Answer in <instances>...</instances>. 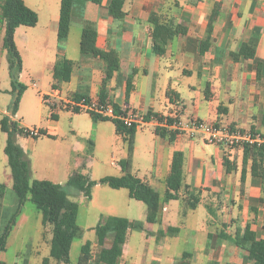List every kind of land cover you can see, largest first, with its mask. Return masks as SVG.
<instances>
[{"label": "crops", "instance_id": "0c3cea01", "mask_svg": "<svg viewBox=\"0 0 264 264\" xmlns=\"http://www.w3.org/2000/svg\"><path fill=\"white\" fill-rule=\"evenodd\" d=\"M22 1L36 12L38 22L34 27L20 26L14 33L22 61L19 82L33 72L31 59L39 60L49 74L46 89L39 91V110L48 105L45 95L55 94L59 106L51 108L48 105L51 111H55L51 112L52 118H58L60 110L70 111L59 102L84 96L100 101L105 63L98 57L80 53L79 43L86 29L96 34L98 49L113 52L117 57V68L103 92L104 102L119 109L126 107L142 114L149 113L163 120L168 118L185 124L197 119L264 134V0H126L123 9L127 16L121 21L107 15L105 8L110 0H102V5L90 0H74L68 38L62 43L57 40L60 0ZM216 4L219 7L212 24L210 47L200 55V43L208 37V19ZM164 8L176 18L175 24L186 29V34L170 37L165 54L156 56L151 50V19ZM40 13L44 22H41ZM3 35L4 25L0 28L1 42ZM243 44L253 49L254 59L240 58ZM58 54L70 60L73 66L70 80L54 88L52 72ZM3 55L6 61V52ZM19 105L15 115L11 116L8 110L2 115L20 121ZM80 113L88 116L97 131L99 121L93 123L86 112L75 114ZM147 124L153 134L144 146V141L138 138L141 129L136 130L131 169H134V176L145 180L158 193L161 200L159 221L147 223L145 204L129 198L126 189L115 190L124 197L121 213L112 212L111 204L103 202L98 205L100 218L120 217L133 225L127 231L116 264H130L134 256L138 259L134 264H253L232 238L236 231L242 232L249 224L256 238L264 240V208L259 203L264 185L262 188L259 180L251 176L250 159L244 167L243 149L208 144L201 134L190 138L182 131L157 126L155 121ZM155 128L172 133L173 139L170 141L156 135ZM17 144L26 155L25 149ZM175 152L184 156L185 184L201 192L199 204L193 211L186 205L187 195L183 190L178 192L176 200H164L166 179ZM138 154L145 156L147 164L136 161ZM76 172L74 169L68 178ZM30 173L29 168V176ZM3 176L5 181L0 184V200L5 188L13 191L9 167ZM67 180L50 182L65 185ZM103 186L96 184L93 189ZM65 189L67 194L83 193L72 187ZM83 196L87 201L85 212L89 213L94 203L93 191L89 198L84 193ZM100 218L84 229L77 225L80 230L77 237H81L84 230L94 232L95 226L102 221ZM222 233L228 237L221 240ZM76 238L68 247V264L77 263L70 258ZM112 241L113 234L109 233L103 248L109 249ZM49 242V251L42 264H64L51 255V239ZM86 242L91 243L90 264H104L99 258L101 247L96 235L94 240L81 242L79 248ZM180 246L183 249L177 251ZM0 264L5 263L0 259Z\"/></svg>", "mask_w": 264, "mask_h": 264}, {"label": "trees", "instance_id": "16d2710c", "mask_svg": "<svg viewBox=\"0 0 264 264\" xmlns=\"http://www.w3.org/2000/svg\"><path fill=\"white\" fill-rule=\"evenodd\" d=\"M94 4L102 5V0H90ZM126 0H110L106 6L107 15L115 21L124 20L127 13L124 11ZM74 0H60L59 19L57 28V40L59 43L65 42L68 38L69 28L72 21V7ZM218 4L214 6L207 24V39L200 43L199 53L203 55L210 47L209 38L212 31V24L218 14ZM38 22V15L35 11L27 7L22 0H1L0 4V23L4 25V37L2 47L6 52V62L8 74L11 83L10 94L12 101L8 108L11 116L15 115L18 105L26 87L19 83V75L22 71V61L14 42V33L20 26L34 27ZM176 20L165 13L155 14L151 19V50L156 56H162L166 52L168 39L170 37H180L186 34V29L175 24ZM96 34L91 30L84 29L81 35L79 50L82 55H90L101 59L104 65V78L100 87V102H104L103 92L108 82L112 78L113 72L117 68V57L113 52H104L95 45ZM242 59H254V51L247 44H243L239 52ZM259 67V63H257ZM73 63L64 56L57 55L54 64L52 87L58 84L67 83L70 80ZM84 98L88 99L86 96ZM114 111L118 114L119 107L112 104ZM79 113V111H74ZM91 117L93 123L98 121H110L115 127V133L122 136L128 144V156L121 162L123 175L119 177H105L99 183L90 182L81 173L72 174L65 185L54 184L47 180H30L29 167L26 155L23 149L16 143L17 135L29 137L24 128L19 127L16 121L9 117H3L0 120L1 130L6 133V143L4 154L7 158V165L12 178V189L18 199V209L16 215L20 213L22 205L31 201L36 209L41 213V222L43 226L52 227L51 237V255L68 264L69 244L79 234V228L76 224L77 204L70 201L66 192V187H72L83 192L89 198L90 189L96 184L105 185L113 190L126 189L131 199L140 201L146 206V222L155 224L159 221L161 209V200L158 193L145 181L131 174V155L133 152V140L136 129L134 127H125L119 120L99 116L92 112H86ZM151 114H146L149 120ZM159 122L163 121L161 117L154 116ZM168 124L171 120L166 118ZM154 133L160 137L173 139L172 133L163 129L155 128ZM44 135L38 130V135ZM243 165L245 167L247 159L251 160V176L259 180L261 187L264 185V149L257 147H244L242 152ZM184 156L181 152L173 154L170 174L166 179L165 201L176 200L178 192H186V205L189 210H195L200 201L201 192L192 185L184 182L183 174ZM260 205L264 208V194L259 199ZM252 212H255L252 209ZM15 219L5 228L0 235V254L5 251L7 237L11 225ZM133 225L124 218L109 216L102 219L95 228L96 241L100 250V261L104 264H116L117 257L125 244L128 229ZM112 233L113 241L109 249L103 248L104 239ZM220 239L228 237L221 234ZM235 244L241 250L246 252L247 258L253 264H264V240L256 238L255 233L250 229L249 224L245 226L242 232L236 231L232 236ZM91 243L86 242L80 248V253L76 264H90Z\"/></svg>", "mask_w": 264, "mask_h": 264}, {"label": "rangeland", "instance_id": "374dc122", "mask_svg": "<svg viewBox=\"0 0 264 264\" xmlns=\"http://www.w3.org/2000/svg\"><path fill=\"white\" fill-rule=\"evenodd\" d=\"M159 13L172 16L166 8ZM40 15L41 22H44V17L41 13ZM1 27H3V23H0ZM69 47V49L72 48L71 39ZM4 52L0 39V120L4 117L2 112L8 110L12 101L11 83ZM31 65L34 68L32 69L33 72L26 74L22 82H19L26 87V90L19 105L20 121L17 122V125L24 129H39L44 135H39L35 139L24 136L15 137V141L26 151L31 180L64 182L74 169H77L78 173L93 183H99L105 177L123 175L120 164L128 156V144L122 136L115 133L113 123L99 121L96 131L95 125L91 123L85 113L75 114L71 110V112L60 110L58 111V118H52L51 112L55 111H51L48 105L39 110V91L46 89L49 74L43 70L39 60L32 58ZM56 121L58 123H55ZM53 129L56 130L55 133L52 132ZM152 134L151 126L146 124L138 131V138L142 142L144 141L142 144L146 146ZM6 138L7 135L1 130L0 124L1 185L5 181L3 172L8 167L7 158L4 154ZM136 161L142 165L147 164L143 154H138ZM132 171L134 169L130 171L134 175ZM93 188L92 186L90 194L93 191L94 203L91 205L89 213L85 212L87 201H84L83 193L68 194L69 200L75 201L79 205L76 223L82 229L87 225H92L96 219L100 218L98 205H102L103 202L113 206L112 212L121 213L120 205L124 200V197L120 196L122 193L105 185L96 189ZM17 209L18 199L16 195L12 190L8 191L5 188L0 200V235L13 218L15 223L11 225L6 249L0 254V259L5 264H21L24 261L28 264H42V259L47 256L49 251L52 227L49 225L43 227L41 213L31 201L27 200L22 205L20 213L16 215ZM197 214L200 212L197 211ZM100 219L102 220V218ZM82 234L81 237L76 238L71 247L70 258L73 262H76L80 253V243L85 239H95L94 232L90 230H84ZM182 249L183 246H180L177 251ZM136 261L138 259L134 256L129 263L134 264Z\"/></svg>", "mask_w": 264, "mask_h": 264}, {"label": "built area", "instance_id": "2783aa9c", "mask_svg": "<svg viewBox=\"0 0 264 264\" xmlns=\"http://www.w3.org/2000/svg\"><path fill=\"white\" fill-rule=\"evenodd\" d=\"M56 95L46 94L45 101L51 108H56L58 105L55 100ZM64 108H69L71 111L92 112L102 117L119 120L125 127H134L136 130L141 129L150 121L157 122V126H166L184 132L190 138L201 134L204 136L206 143L227 148L243 149L244 147H257L264 149V134L253 131H242L233 129L228 125L209 124L197 119H191L183 124L178 120H172L168 124L166 120L159 122L154 116L150 115L149 120L146 119V114H142L126 107L119 109L120 113H116L112 104L108 102H100L99 100H89L86 98L71 99L67 102H59ZM29 137L37 136L38 129H24Z\"/></svg>", "mask_w": 264, "mask_h": 264}]
</instances>
